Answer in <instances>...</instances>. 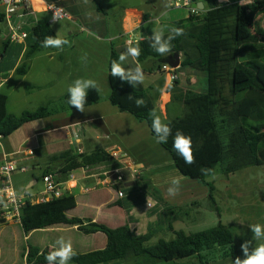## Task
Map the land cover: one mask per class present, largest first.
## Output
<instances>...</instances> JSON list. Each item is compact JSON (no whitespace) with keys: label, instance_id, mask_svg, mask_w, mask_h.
<instances>
[{"label":"trees","instance_id":"trees-1","mask_svg":"<svg viewBox=\"0 0 264 264\" xmlns=\"http://www.w3.org/2000/svg\"><path fill=\"white\" fill-rule=\"evenodd\" d=\"M261 16H264V0H229L226 3L208 0V10H200L198 14H191L186 20L175 24L173 28L183 29V35L172 41L169 54H157L150 47V39L140 40L133 46L140 49V55L136 58L140 63L152 59L158 68H162L169 55L179 53L183 67L206 76L207 87L204 91H187L183 95L181 102L185 113L167 123L172 134L161 146L171 154L177 170L183 176L208 184L211 193L215 187L207 181L202 169L215 172L220 167L223 175H231L251 167L264 166V26L258 20ZM169 34H164L165 38ZM47 36H57L47 20L39 21L28 31L25 60L16 70L19 75L27 74L31 60L37 53L54 49L41 46ZM119 57L113 53L110 62V101L138 121H146L155 137L149 113L156 108L148 92L141 84L133 87L111 76L112 61H118ZM137 99L143 100L141 107H137ZM61 102L75 109L68 104L67 94L49 105L13 115L7 109L8 97L0 92V136L7 137L26 123L57 114L61 110L58 108ZM90 104L92 101L87 99L85 106ZM177 132L191 138L195 158L193 164L185 163L173 147ZM55 161L62 163L59 170L54 172L50 168L45 173L53 172L61 181H66L70 174L83 169L121 167L102 149L89 154L66 151ZM139 187L142 188H139L140 192L146 189ZM123 190L132 192L133 188ZM149 191L154 193L152 195L157 205V210L151 216L157 215L162 223L167 219V229L175 236L172 240L160 239L150 247L146 243L156 232L155 223L150 222L148 233L141 236L131 226L130 212L136 206V201L131 207H127L123 199L117 202L127 215L126 223L116 228L91 218L69 217L68 213L77 207V199L68 191L61 198L44 203L27 201L21 209L20 222L26 234L66 225L77 227L85 235L102 233L106 236L107 243L103 249L75 252L69 264H111L146 256L166 262L196 258L199 264H210L219 259L235 260L238 257L236 237L230 227L220 223L197 233L177 231L174 223L181 218L185 207L166 202L154 188ZM147 194L149 192L144 194L146 198ZM139 200L138 205L145 202L142 196ZM5 223L4 213H0V225ZM51 251L55 250H41L29 245L20 264H47L45 256Z\"/></svg>","mask_w":264,"mask_h":264},{"label":"crops","instance_id":"crops-1","mask_svg":"<svg viewBox=\"0 0 264 264\" xmlns=\"http://www.w3.org/2000/svg\"><path fill=\"white\" fill-rule=\"evenodd\" d=\"M221 1L219 2L226 3L229 0ZM193 3L199 5L203 3V10H208V0H193ZM0 5L3 7L0 12V20L6 23L4 21L6 7L1 0ZM49 5L62 8L69 13L70 18L53 22L52 15L48 10ZM183 10L175 17L174 12H172V16L168 17L171 13L169 9L154 7V11L159 13L155 19L157 21H154L153 11L147 10L145 2L140 0H116L113 5L110 0H32V13L24 11L17 13L14 22L20 25L23 31L28 32L39 21L47 20L59 38L67 39L71 43L69 48H66L67 51L64 47L62 50L54 48L37 53L31 60L27 74L19 75L16 70L25 60L27 42L10 41L9 30L5 36H0V92L8 97L7 109L10 114L20 115L25 111H32L59 100L68 94V87L76 79L94 80L95 70L101 73L99 81L102 85L99 87L97 84V89L88 90L87 99L91 100L92 104L85 106L84 112L77 109L72 110L68 108L67 104L61 102L58 105L61 110L57 114L26 123L7 137L0 136V166L8 160L27 169L22 177L26 180L25 184H15L14 177H12V186L17 194L29 193L28 189L39 182L34 176L37 171L41 172V179L43 175L47 174L45 173L46 169L51 168L57 172L62 163L55 161V158L66 151L72 154H89L102 149L110 155L118 154V163L133 166L139 171L143 168L148 169V167H161L162 160L156 158L159 154L165 155L167 160L173 161L171 154L156 142L146 121H138L132 114L123 112L112 104L109 75L113 53L120 56L127 47H133L140 40L150 39L154 35L153 31L169 33L177 22L184 21L191 16L192 13L189 9L184 8ZM111 13L113 16L110 15ZM146 23L148 25L153 23V30H146ZM91 40H98L106 44V50L98 55V59L101 61L96 67L92 53H78V50L85 47ZM68 53L69 55H67ZM170 56L172 55H169L166 60ZM83 57L86 59H82ZM180 58L181 66L177 69L179 79L174 83L167 73L157 67L155 60L148 59L140 63L136 58L128 57L122 65L126 70L134 69L138 65L142 68L145 79L141 86L148 92L149 98L155 105V111L161 110L165 117L162 122L166 124L173 120V118L170 119L169 112L173 111L175 103L182 104L183 112L180 114V109L174 110L173 112L176 113L174 119L185 113L181 99L187 91L202 92L207 87L206 76L197 70L183 67L181 54ZM155 95H157L158 105L154 99ZM118 167L101 166L95 169H83L72 173L74 178L68 176L66 189L74 195L75 190H79L81 194L95 192L96 187H88V184L95 183L96 186H113L115 188L108 198H104L105 195L100 192L96 197L84 199V206L97 210L100 214L99 216L90 215L79 218H91L105 224L109 223V216L103 214L104 210L108 212L118 209L120 215L113 217L117 222L122 219L123 223L118 224V227L122 226L126 223L127 214L124 208L117 205L120 200L118 190L133 188L132 192L123 190L125 194L123 200L127 207H131L136 201V206L131 210L130 215L133 223L138 221L134 215L135 208L147 204L149 194H147V198L144 194L146 189L154 188L153 180L144 182L145 179L141 176L137 182L127 181L123 185H119V188L113 184H105L106 180H115V176L105 173ZM128 180H131L130 174ZM139 186L146 189L140 192L142 188ZM43 193L44 190L36 195L30 193L31 202L38 203L36 199ZM140 196L145 199L142 205L137 204V201H141L139 200ZM76 199L77 207L68 213L69 217H77L71 216V212L81 205L78 198ZM154 206L149 216L157 210V205ZM155 218L157 215H153V223H155ZM75 228L77 229V227ZM34 234V231L26 234L18 219L7 220V223L1 224L0 264L6 263L10 258L5 256L3 250L1 252V245L11 250L14 256L18 253L24 255L20 245L21 239L29 242L33 239ZM41 245V242L32 244L33 247L41 250L57 249L53 244L44 247ZM234 261L233 258H226L210 264H234Z\"/></svg>","mask_w":264,"mask_h":264},{"label":"rangeland","instance_id":"rangeland-1","mask_svg":"<svg viewBox=\"0 0 264 264\" xmlns=\"http://www.w3.org/2000/svg\"><path fill=\"white\" fill-rule=\"evenodd\" d=\"M145 2V7L147 10L153 11V20L159 15V13L154 11V7H163L164 9H169L171 13L168 17H174L180 14L182 9L171 8L168 0H140ZM113 5L116 0H110ZM3 7L0 5V12ZM113 16V13L110 14ZM178 18V17H177ZM180 18V17H179ZM259 21L264 25V16L258 18ZM61 21V20H60ZM153 22V21H152ZM147 24V23H146ZM146 30H153V23L145 26ZM8 33V26L6 23L0 20V36H5ZM71 43V42H70ZM106 44L98 40H91L87 42L85 47L78 50V53H92L95 67L101 60L98 59V55L106 50ZM69 48V45L65 46V49ZM67 51V49H66ZM69 55V53L67 54ZM89 60V59H88ZM58 61V60H57ZM98 75V76H97ZM93 76H95L94 81L99 87H102L99 77L101 73L95 70ZM158 94V93H157ZM157 95L154 99L157 103ZM158 105V103H157ZM173 107V105H172ZM180 114L183 112L182 104L175 103L173 111L179 110ZM169 112L170 119H174L176 113ZM156 113L161 116L162 121L165 120L164 115L161 110L157 109ZM182 115H180L181 117ZM162 160L161 167H148V169H140V176L143 177L144 182L148 180H153V186L156 188L167 202L173 205L184 206L181 218L174 223V228L177 231H184L187 234L202 232L211 228L218 226L220 223L230 227L236 237V245L238 248V257L244 258V254L241 250V245L246 241H252L251 247H257L260 243L264 241L253 240V233L251 231L250 225L260 224L264 225V166L263 167H251L231 175H223L221 168L217 167L215 170L216 179L207 181L212 183L215 187L214 191L211 193L208 184H203L198 180H193L189 177L183 176L176 168L173 161L167 160L165 155L159 154L158 157ZM26 172L18 171L12 175L14 177L15 184H25L26 180L23 179V174ZM123 173L129 176V172L124 170ZM34 176L39 180V182L28 189L29 193L39 194L45 190V184L40 178L41 172L37 171ZM23 179V180H22ZM174 179L179 180V193L172 197L167 194V190L172 186V181ZM14 184V183H13ZM88 187H96L95 192L91 194H81L79 190H75V196L81 202V205L75 211L71 212V216L85 217L98 215L97 210H92L89 207L83 205V200L96 197V195L102 192L105 197L108 198L111 191H115L112 186H96L94 184H88ZM27 189V188H26ZM124 189V188H123ZM18 190V188H17ZM147 204L135 208L134 215H136L137 222L132 223L138 235H144L148 233V224L153 222V217L149 216L151 210L155 207L156 201L154 196L149 190ZM154 194V193H153ZM89 212V213H86ZM88 214V215H86ZM104 215L109 216V223H105L111 227H118V224H122L123 220L119 222L114 221L113 216H119L120 210H104ZM170 217H173L170 215ZM155 221V234L150 241L146 243L147 247L154 246L160 239L172 240L175 238L173 232L169 231L167 219L162 223L157 218ZM124 225V224H123ZM34 237L31 241H23L21 239V250L22 253L28 248V245L34 244V242H41V246H47L53 244L58 247L56 241L60 237L64 239L71 240L74 252L88 253L95 250H100L106 246L107 238L104 234L98 233L95 235H85L84 233L77 230L75 227L61 225L53 228L42 229L34 231ZM24 237V236H23ZM7 239V238H6ZM4 240V237H3ZM6 241V240H5ZM7 247L1 245V252L4 251L6 257H10L6 263L3 264H20L23 260L22 254H14L11 250L6 249ZM3 250V251H2ZM7 250V251H5ZM111 264H199L196 258L183 259L174 262H166L160 259H154L152 257L146 256L141 258L131 257L126 261L112 262Z\"/></svg>","mask_w":264,"mask_h":264},{"label":"clouds","instance_id":"clouds-1","mask_svg":"<svg viewBox=\"0 0 264 264\" xmlns=\"http://www.w3.org/2000/svg\"><path fill=\"white\" fill-rule=\"evenodd\" d=\"M187 3L188 0H185ZM54 19H56V14H54ZM154 35L150 37L151 44L150 47L159 55L165 56L172 51V41L180 35H183V29L172 28L167 38H165L163 32L153 31ZM131 43V42H129ZM65 45H70V41L67 39H61L59 36H47L41 42V46L44 48H55L63 49ZM140 55V49L138 47L129 46L126 51L121 53L119 60H113L111 64V76L119 78L121 81L130 84L131 86H136L142 84L145 79V75L142 68L138 65L134 69L126 70L122 65L128 59L132 57L137 58ZM82 59H86L83 57ZM89 89H97V84L92 79H76L74 83L68 87V104L84 112L85 103L87 102V95ZM142 99L136 100L137 107L143 105ZM152 121V130L155 133V140L158 144L166 143L168 137L172 134L170 126L162 122L161 116L156 113L155 110L149 113ZM173 147L177 150L179 155L183 157L185 163L193 164L195 158L191 146V138L184 136L182 133L177 132L174 138ZM202 173L205 175L206 179L211 180L216 179V173L211 169H202ZM179 180L174 179L172 181V186L168 188L167 194L169 196H176L179 193ZM2 203V201H0ZM6 208L7 205L5 204ZM251 231L253 233V240L264 241V225L253 224L250 225ZM56 244L58 245L55 251L49 252L45 256L47 264H69L72 260L75 252L73 250L71 240H65L64 237H60ZM252 241H246L241 245V250L244 254V258L236 257L234 264H264V243H260L257 247H251Z\"/></svg>","mask_w":264,"mask_h":264},{"label":"built area","instance_id":"built-area-1","mask_svg":"<svg viewBox=\"0 0 264 264\" xmlns=\"http://www.w3.org/2000/svg\"><path fill=\"white\" fill-rule=\"evenodd\" d=\"M6 7V12L4 15V21L8 26V30L10 31L9 39L12 42H24L28 37V32L23 31L20 25H17L14 22V18L19 11H24L25 13H32V0H1ZM222 2L221 0H219ZM193 0H188L186 3L185 0H169V5L171 8L182 9L187 8L190 10L192 14H198L200 9L192 6ZM48 10L52 15L53 22H58L63 19L70 18L69 13H67L62 8L49 5ZM54 14H56V19H54ZM162 71L167 73L170 77L172 83L176 82L179 79V74L177 73V69L171 67L169 64H163ZM114 159L118 161V154L111 155ZM126 170L129 172L131 176V180H128V176H126L123 171ZM18 171L26 172L27 169L24 167H20L16 163L12 161L6 160V162L0 166V213H4V217L7 220H15L18 219L20 221L21 209L27 201H31V195L28 192H23L22 194H17L12 186V175ZM106 175L112 174L115 176V180L105 181V184H113L116 187L119 185H123L127 181H137L140 179V171L133 166H125L121 164L120 168L113 169L107 173ZM70 178H74L72 174H70ZM45 184V190L43 194H40L36 201L38 203L48 202L55 198H61L64 193L67 191L66 189V181H61L56 177L54 173H47L43 175L42 178ZM124 191L118 190V198H124ZM7 205L5 208L4 205Z\"/></svg>","mask_w":264,"mask_h":264},{"label":"water","instance_id":"water-1","mask_svg":"<svg viewBox=\"0 0 264 264\" xmlns=\"http://www.w3.org/2000/svg\"><path fill=\"white\" fill-rule=\"evenodd\" d=\"M193 7H197L201 10H203V3L198 4V3H192ZM165 63L169 64L171 67L178 69L181 66V58L179 53H175L174 55L170 56L168 60L165 61Z\"/></svg>","mask_w":264,"mask_h":264}]
</instances>
